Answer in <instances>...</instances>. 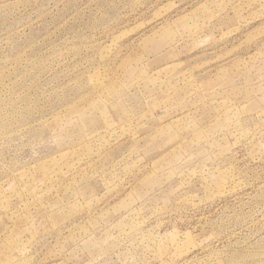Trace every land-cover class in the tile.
Listing matches in <instances>:
<instances>
[{"label":"rangeland","instance_id":"374dc122","mask_svg":"<svg viewBox=\"0 0 264 264\" xmlns=\"http://www.w3.org/2000/svg\"><path fill=\"white\" fill-rule=\"evenodd\" d=\"M0 264H264V0H0Z\"/></svg>","mask_w":264,"mask_h":264}]
</instances>
